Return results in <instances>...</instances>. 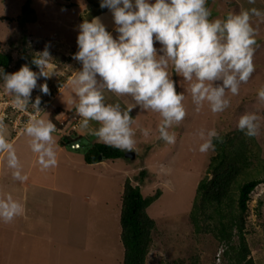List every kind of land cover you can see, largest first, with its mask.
Here are the masks:
<instances>
[{"label":"rangeland","instance_id":"374dc122","mask_svg":"<svg viewBox=\"0 0 264 264\" xmlns=\"http://www.w3.org/2000/svg\"><path fill=\"white\" fill-rule=\"evenodd\" d=\"M25 1L0 0V16L11 18L10 21L0 19V53L10 55L8 65L5 68L0 66V69L5 73H14L26 64L38 74L37 86L31 96L42 95L43 99L48 100L47 110L39 116L52 119L57 127L53 133L57 141V165L42 169L37 154L30 147L31 138L27 135L18 138L17 135L10 142L22 166V175L39 184L29 188L24 186L22 180L14 179L5 154L0 153V196L10 193L14 199L24 203L22 198L26 192L25 205H29L33 214L50 212L49 216L53 217L56 213L61 214L59 223L53 224V231L55 233L67 227L69 235L64 234L63 230L59 233L70 246L60 239H54L51 249L47 240H38L26 234H17L10 241L3 238L0 223V264H121L118 213L119 194L125 177L138 183L144 195L152 194L157 188L160 190L158 197L147 207L156 227L152 231V243L145 264H183L179 258L186 260L194 252L199 254L202 264H227L217 255L221 244L209 232L195 234L187 212L195 185L204 174L212 154V151H199L204 142L199 135L201 130L206 133L216 129L224 134L237 128L241 115L247 112L260 115V131L254 137L255 144L251 145L253 156L247 171L252 176L258 170L256 177L264 179V102L257 95L264 87V16L252 17L257 41L253 57L255 70L247 83H241L238 95L227 92L230 106L226 110L213 113L205 102L197 111L190 92L191 82L173 72L176 90L185 96L187 112L179 125L169 129L170 133H175V143L168 144L159 138V113L136 106L130 112L134 121L132 126L136 129L135 150L123 151L127 155L119 158L86 163L82 160V153L85 146L95 139L94 136L86 137L89 129L80 126L75 133L71 131L74 136H79L80 148H70L67 143L62 145L59 139L72 123L82 118L77 113L78 98L71 85L75 72L81 70L82 65L73 57L78 51L80 25L85 20L89 21L87 18L96 8L86 0H70L71 5H67L66 0H28L34 18H30V22L18 21L17 16ZM206 6L211 10L210 19H224L230 12L238 14L253 7L264 13V0H255L254 4H249L248 0H208ZM99 19L104 18L100 16ZM110 33L113 38L118 36L116 26ZM154 46L158 55H162V46L158 41ZM45 47L54 66V73L48 78L39 76L40 69L32 63L36 54ZM169 71H173L171 64ZM41 84H47L48 93L41 91ZM0 92L7 97L11 95L6 91L2 78ZM109 93L107 90L104 93L106 104L119 103L126 108L134 103L130 96L114 98L106 96ZM61 104L65 110L60 107ZM69 105L71 107L68 109ZM143 129H148L149 135H143ZM10 137L7 136L8 140ZM21 148L24 151L21 152ZM138 172L143 173L140 175ZM59 190L63 191L57 193ZM233 193L235 195L236 190ZM51 199L53 207L56 206L59 212L32 208L35 204L42 207L46 204L44 200ZM68 209L71 212H65ZM246 220L245 237L250 254L255 264H264V181L250 193ZM45 228V224L36 226L39 231ZM233 239L236 240L235 237ZM1 256H6L7 260L3 261Z\"/></svg>","mask_w":264,"mask_h":264},{"label":"clouds","instance_id":"9594fccd","mask_svg":"<svg viewBox=\"0 0 264 264\" xmlns=\"http://www.w3.org/2000/svg\"><path fill=\"white\" fill-rule=\"evenodd\" d=\"M248 2L254 4L255 0ZM206 5L207 0H134V3L102 0L100 6L112 10L118 36L113 38L98 17L80 25L78 51L73 58L82 68L71 80L78 98L76 110L82 117L80 126L89 129L90 121H95L99 127L91 129L90 135L108 147L134 151L136 129L130 112L139 106L159 113V138L174 144L176 136L169 129L179 125L187 112L185 96L177 92L173 72L191 82L190 92L197 111L205 102L213 113L226 110L230 106L227 92L238 95L241 83H247L255 70L257 41L252 17H262L264 13L253 7L238 14L230 12L224 19H210L211 10ZM157 41L162 46V55H158L154 46ZM52 60L47 47L36 54L32 63L40 69L39 76L48 78L54 73ZM0 78L6 91L14 96L16 107L26 110L31 105L34 109L36 115L23 127L24 134L31 138L30 147L41 168L55 167L56 125L39 116L42 111L39 97L30 103L38 74L25 64L14 73L0 69ZM40 89L44 93L49 91L47 84H41ZM106 90L117 96H130L134 103L126 108L119 103L106 104ZM257 95L264 102V87ZM260 121L256 112H247L240 116L237 128L246 136L255 137L260 131ZM142 131L143 135H149L148 129ZM199 135L204 141L199 151H215L213 141L220 139L218 131L201 130ZM7 136L4 118L0 116V153L5 154L13 178L23 180L26 177ZM22 212L23 206L10 193L0 196V219L4 222H11Z\"/></svg>","mask_w":264,"mask_h":264},{"label":"trees","instance_id":"16d2710c","mask_svg":"<svg viewBox=\"0 0 264 264\" xmlns=\"http://www.w3.org/2000/svg\"><path fill=\"white\" fill-rule=\"evenodd\" d=\"M66 1L67 5L72 4L70 0ZM86 1L96 8L92 15L107 8L100 6L102 0ZM31 12L27 0L22 5L20 15L17 16L18 21L30 22V18H34ZM0 19L11 20L7 16H0ZM9 61L8 53H0L2 68H5ZM219 134L220 139L213 141L215 151L209 156L205 172L195 185L187 217L195 234L209 232L221 244L222 248L217 255L226 260L227 264H255L245 237L250 193L264 181L263 178L256 177L258 170L252 176L247 171L253 156L251 145L255 144V140L238 128ZM69 137L70 135L63 136L59 142L62 145L70 144L69 141L78 142L77 148L81 147L77 140L78 135L73 138L74 140ZM123 154V151L108 147L102 141L91 140L84 148L82 160L86 163H95L101 159L119 158ZM138 173L142 175L143 172ZM233 190H236L235 195ZM159 194L160 190L157 188L152 194L144 195L138 183L132 182L128 177L124 178L119 194L118 213L119 239L122 245L121 264H145L152 243V231L156 227L154 219L147 212V207ZM183 260L179 258V262L183 264H202L197 252Z\"/></svg>","mask_w":264,"mask_h":264},{"label":"crops","instance_id":"0c3cea01","mask_svg":"<svg viewBox=\"0 0 264 264\" xmlns=\"http://www.w3.org/2000/svg\"><path fill=\"white\" fill-rule=\"evenodd\" d=\"M150 2H154V0H150ZM133 3H134V0H133ZM113 13H112V10L111 9H109V8H106L104 11H102V12H100V13H98V14H95V15H92L90 18H89V22L94 18V17H103L104 19L103 20H101L100 19V21H101V23L102 24H104V26H105V28H106V30L107 31H109V32H111L112 31V28L114 27V26H116L115 25V22H114V18H113ZM111 17V18H110ZM74 73V72H73ZM73 75V74H72ZM72 77V76H71ZM70 77V78H71ZM106 96H114V98L117 96L115 93H109V94H106ZM113 98V97H112ZM108 99V98H107ZM72 105V104H71ZM71 105H69V107H68V109L71 107ZM47 106H48V104L46 105V107L41 111V113L42 112H44V111H46L47 110ZM62 109H64L65 110V108H64V106H62V104H61V106H60ZM81 120H82V118L77 122V123H74V124H72V125H70V127H69V129L66 131V134L64 135V136H67V135H69L70 133H71V131H73L74 130V132H75V130H77L79 127H80V122H81ZM60 122V121H59ZM54 124H55V122H54ZM99 127V125H98V123L97 122H95V121H90V124H89V131L91 130V129H95V128H98ZM62 129V128H61ZM60 129V130H61ZM24 128L17 134L18 135V138H22V137H24V136H26V134H24ZM87 132V134H86V137L87 138H93L92 136L93 135H90V132ZM16 135V136H17ZM75 136H77L76 134H75ZM75 136H71V134H70V139H72V140H74L73 138L75 137ZM13 137H15V136H13ZM13 137H11V138H9V142L13 139ZM62 137L63 136H61L60 138L62 139ZM95 137V136H94ZM28 140V139H27ZM94 140H98L96 137H95V139ZM64 142H65V140H63ZM100 141V140H99ZM68 142V141H67ZM71 141H69V143H70ZM62 144V143H61ZM66 144V143H65ZM68 144V143H67ZM60 147V146H59ZM23 148V147H22ZM21 148V152L22 151H24L23 149H27V148H29V147H25V148H23L22 149ZM24 183H25V187L27 186V187H29V188H33L34 186H36V185H38L39 184V182H33V181H31L30 179H23L22 180ZM123 183V182H122ZM121 188H122V186H121ZM61 191H63V190H59V191H57V193H60ZM121 191V190H120ZM52 193V192H51ZM27 193L26 192H24V194H23V198H22V201H24V203H21V205L23 206V212H22V214H20V215H18V216H16L11 222H9V223H6V222H4L3 220H1L0 221V223H1V234H2V236H3V238H8V239H10V241L11 240H14L15 238H16V236H17V234L18 235H20V236H24L25 234L26 235H29V236H31V237H33V238H36V239H38V240H41V239H44V240H47L48 241V243H49V248H51L52 249V240H54V239H60L62 242L64 241V240H62L61 239V236H60V233L59 232H62V230H63V232H64V234H66V235H69V233H68V229H67V227H64L63 229H60V230H58V231H56L55 233H54V231H53V224H58L59 222H58V218H59V216L61 215V214H59V213H56V214H54V217L53 216H49V213L47 212V213H44L43 215H46V216H43V215H41V214H39V213H37V214H33L32 213V211L29 209V205H25V201H26V195ZM45 201V203L46 204H44L42 207H39V206H37L36 204L35 205H32V208H36V209H43V210H48V209H50L51 210V212H59V211H57V208H56V206L55 207H53V201H52V199L50 200V201H48V200H44ZM35 202V201H34ZM51 203V204H50ZM65 212H71V210L70 209H68L67 211H65ZM41 213V212H40ZM65 214H67V213H65ZM40 224H45L46 225V228L44 229V231L43 230H41V231H39L38 229H36V226H40ZM36 230V231H35ZM15 232V233H14ZM64 244L65 245H67V244H69L68 242H66V241H64ZM68 246H70V244L68 245ZM7 251V250H6ZM8 252V251H7ZM5 255V254H4ZM1 258H2V260L4 261H6L7 260V257L6 256H4V257H2L1 256ZM122 258V257H121ZM2 261V262H3Z\"/></svg>","mask_w":264,"mask_h":264},{"label":"built area","instance_id":"2783aa9c","mask_svg":"<svg viewBox=\"0 0 264 264\" xmlns=\"http://www.w3.org/2000/svg\"><path fill=\"white\" fill-rule=\"evenodd\" d=\"M36 97L40 98L39 107L43 110L48 100L41 98V95H32L30 97V103H34ZM33 115H36V113L31 105H29L26 110H21L16 107L14 96L7 97L3 92H0V116L4 118V124L7 128L8 135H17ZM69 146L77 148L79 144L78 142H71Z\"/></svg>","mask_w":264,"mask_h":264},{"label":"water","instance_id":"95a60500","mask_svg":"<svg viewBox=\"0 0 264 264\" xmlns=\"http://www.w3.org/2000/svg\"><path fill=\"white\" fill-rule=\"evenodd\" d=\"M124 155L126 156V155H127V153H124ZM99 158H100V155H99Z\"/></svg>","mask_w":264,"mask_h":264}]
</instances>
